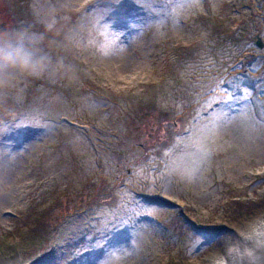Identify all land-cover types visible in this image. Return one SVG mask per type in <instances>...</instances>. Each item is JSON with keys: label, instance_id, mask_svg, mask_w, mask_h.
<instances>
[{"label": "rangeland", "instance_id": "rangeland-1", "mask_svg": "<svg viewBox=\"0 0 264 264\" xmlns=\"http://www.w3.org/2000/svg\"><path fill=\"white\" fill-rule=\"evenodd\" d=\"M201 15L244 36L204 39ZM4 22L3 243L36 259L76 213L36 264H211L237 240L226 215L264 199V0H0Z\"/></svg>", "mask_w": 264, "mask_h": 264}, {"label": "trees", "instance_id": "trees-1", "mask_svg": "<svg viewBox=\"0 0 264 264\" xmlns=\"http://www.w3.org/2000/svg\"><path fill=\"white\" fill-rule=\"evenodd\" d=\"M209 16L211 17V15ZM209 16H199V20L195 21V24L193 25L198 28L197 34L204 39L207 36H212L214 34H223L225 35L224 37L231 35V37H235L236 42H239L241 37L244 36L243 32L245 31V26L238 25L234 30L232 27L233 24L217 26L216 24H214L215 22L208 23V19L210 18ZM5 24L6 22L1 25L2 27L0 31L5 28ZM22 27L23 25L21 23L16 22L13 24L12 28L14 32H17ZM31 27H33V29L36 31L44 32L46 36L50 33V30L41 26L39 23H34L30 26V28ZM186 49H189L187 44L185 45V51H187ZM241 50L242 49L236 48L235 52L237 53V56L238 54L240 56ZM185 51L180 48L178 51L173 52V55H175V57L177 56L176 58L179 63H183V53ZM254 57L255 56L253 55V53H246L244 59L242 57V61L251 63ZM164 58L167 59V57ZM103 192L99 193V195L96 197V199L98 198L99 201L97 203H94V205H103L106 203H108L109 205L113 204L115 195L114 189H104ZM234 210V213L226 215L223 228L230 229V224H234L235 222L240 221V224L243 225L242 227L238 228V230L237 227L231 228L235 229L236 236L238 235L241 238L240 241L243 244L240 245L238 249H228L230 247L236 246L235 242L239 239V237L237 238V240L234 238L231 239V241L220 239L214 245V247L210 248L207 251L208 254L211 252L216 254L214 260H212V263H210L264 264V199L253 204L241 203L240 205L238 203ZM77 214L78 213L65 215L61 223L50 224L49 227L51 228L48 229L42 237V245H39L37 242H35L34 239L30 240L31 244L37 246L40 251H42V253H40L36 259L31 258L29 257V255H26L24 253L25 246H23V243H16V246L18 247H13L12 244L3 243L2 240H0V264H36L41 258L44 257L46 253H53L58 248V244L61 241V238L64 236L62 235L64 226L69 221L76 219V217L78 216ZM194 224L196 226H201V224ZM248 227L251 233L246 231L249 230ZM245 254H248V256H246ZM23 258H26V260H23ZM174 261L175 260L171 257L170 259H168L166 264H176L177 262ZM180 262H182L183 264L195 263L194 261H189V259L185 257L181 258Z\"/></svg>", "mask_w": 264, "mask_h": 264}, {"label": "water", "instance_id": "water-1", "mask_svg": "<svg viewBox=\"0 0 264 264\" xmlns=\"http://www.w3.org/2000/svg\"><path fill=\"white\" fill-rule=\"evenodd\" d=\"M257 44H258L260 47L263 46V43H262L261 38H260L259 35H258V41H257Z\"/></svg>", "mask_w": 264, "mask_h": 264}]
</instances>
